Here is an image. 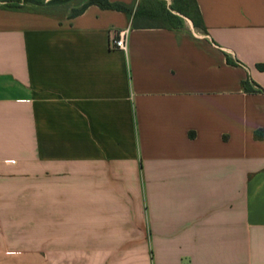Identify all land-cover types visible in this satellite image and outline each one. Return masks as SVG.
Wrapping results in <instances>:
<instances>
[{
  "label": "crops",
  "instance_id": "0c3cea01",
  "mask_svg": "<svg viewBox=\"0 0 264 264\" xmlns=\"http://www.w3.org/2000/svg\"><path fill=\"white\" fill-rule=\"evenodd\" d=\"M195 1L206 33L127 53L122 12L0 7V192L52 193L35 234L1 220L0 264H264V0Z\"/></svg>",
  "mask_w": 264,
  "mask_h": 264
},
{
  "label": "trees",
  "instance_id": "16d2710c",
  "mask_svg": "<svg viewBox=\"0 0 264 264\" xmlns=\"http://www.w3.org/2000/svg\"><path fill=\"white\" fill-rule=\"evenodd\" d=\"M69 0H49L46 4L42 0H0V7L8 10L22 11L26 6L48 7L49 5L63 3ZM163 0H144V4L138 6L135 11L132 7L122 3H111L108 0H87L79 9L74 10L71 17L81 15L88 7L97 6L103 10H111L124 13L130 19L132 29L144 28H160L169 30H182L184 29L183 19L189 20L194 29L206 33L202 17L198 10L195 0H172L171 11H167L161 7ZM147 2L150 4H157L153 7L145 5ZM230 65H235L233 61L227 60ZM249 82L243 83L246 90H249ZM260 87L255 86L251 92H261ZM254 137L261 139V132H255Z\"/></svg>",
  "mask_w": 264,
  "mask_h": 264
},
{
  "label": "rangeland",
  "instance_id": "374dc122",
  "mask_svg": "<svg viewBox=\"0 0 264 264\" xmlns=\"http://www.w3.org/2000/svg\"><path fill=\"white\" fill-rule=\"evenodd\" d=\"M44 4H46L49 0H42ZM87 0H69L59 4L49 5L48 7H41L38 8L36 6H26L25 9L27 10H38L44 11L51 15H55L60 18H71L73 11L79 9L83 4H85ZM163 4L161 5L167 11H171L172 8V0H163ZM144 4V0H127L125 5L131 6L132 11ZM145 5H151L153 7H157V4H150L147 2ZM172 12V11H171ZM176 14L175 12H172ZM183 22H188L186 19H183ZM14 178H12L13 181ZM51 182V180L49 179ZM5 179L3 180L0 178V185H4ZM36 178H32L30 184L29 192H18V193H9V192H0V203L13 200V201H21V202H28L27 208H20V209H6L0 207V223L1 220L4 218H13L16 226L21 231L22 229L28 228L29 231H33L35 234L36 222L37 218L41 215L42 209L35 207V205H31V203H36L38 200H52V193L45 192H37L36 186ZM29 184V183H28ZM51 211V209L49 210ZM23 231V230H22ZM21 231V232H22ZM0 232H2V225H0ZM21 234V233H20ZM20 237V235H19ZM18 247L26 248V247H35L36 241L35 238L32 241H18Z\"/></svg>",
  "mask_w": 264,
  "mask_h": 264
},
{
  "label": "built area",
  "instance_id": "2783aa9c",
  "mask_svg": "<svg viewBox=\"0 0 264 264\" xmlns=\"http://www.w3.org/2000/svg\"><path fill=\"white\" fill-rule=\"evenodd\" d=\"M131 25L123 29H112L109 32V49L127 53L128 40L131 33Z\"/></svg>",
  "mask_w": 264,
  "mask_h": 264
}]
</instances>
